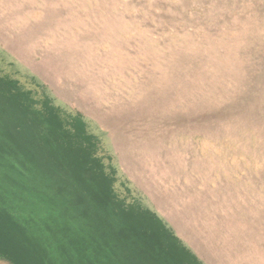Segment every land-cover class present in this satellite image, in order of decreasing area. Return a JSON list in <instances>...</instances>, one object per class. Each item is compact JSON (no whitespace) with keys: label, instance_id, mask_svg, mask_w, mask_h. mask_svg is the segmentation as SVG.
I'll list each match as a JSON object with an SVG mask.
<instances>
[{"label":"rangeland","instance_id":"obj_1","mask_svg":"<svg viewBox=\"0 0 264 264\" xmlns=\"http://www.w3.org/2000/svg\"><path fill=\"white\" fill-rule=\"evenodd\" d=\"M0 71L80 112L165 221L226 196L264 264V0H0Z\"/></svg>","mask_w":264,"mask_h":264},{"label":"trees","instance_id":"obj_2","mask_svg":"<svg viewBox=\"0 0 264 264\" xmlns=\"http://www.w3.org/2000/svg\"><path fill=\"white\" fill-rule=\"evenodd\" d=\"M100 148L80 112L0 71V261L203 264L154 210L118 192Z\"/></svg>","mask_w":264,"mask_h":264},{"label":"crops","instance_id":"obj_3","mask_svg":"<svg viewBox=\"0 0 264 264\" xmlns=\"http://www.w3.org/2000/svg\"><path fill=\"white\" fill-rule=\"evenodd\" d=\"M190 207L183 226L158 214L203 264H239L240 247L248 243V224L239 212L226 209V196L209 195Z\"/></svg>","mask_w":264,"mask_h":264}]
</instances>
